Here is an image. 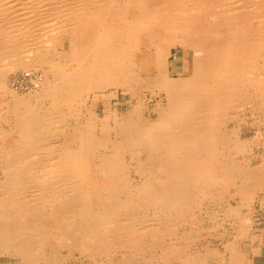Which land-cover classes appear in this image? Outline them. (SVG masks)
<instances>
[{
  "label": "bare ground",
  "instance_id": "1",
  "mask_svg": "<svg viewBox=\"0 0 264 264\" xmlns=\"http://www.w3.org/2000/svg\"><path fill=\"white\" fill-rule=\"evenodd\" d=\"M258 192L264 0H0V254L254 264ZM219 227L221 249L193 250Z\"/></svg>",
  "mask_w": 264,
  "mask_h": 264
},
{
  "label": "rangeland",
  "instance_id": "2",
  "mask_svg": "<svg viewBox=\"0 0 264 264\" xmlns=\"http://www.w3.org/2000/svg\"><path fill=\"white\" fill-rule=\"evenodd\" d=\"M173 53H176L175 49H173ZM171 60H172V57L170 58V61ZM174 65L181 66V67L183 66L182 62H178L176 64L171 63V68ZM33 79H35V78H30L28 76H23V74H21V73H16L14 75V77H11L9 85H10L11 88H17L21 92L22 91L23 92H27L30 88H32V84H33L32 80ZM112 102H115V100L112 99V101H109L108 103L111 104ZM101 105H100V108L104 107L106 104L104 102H101ZM98 108H99V106H98ZM254 135L255 134H240L241 138L251 137V136H254ZM78 155L79 154L76 153V152L72 155V160L74 162L78 159ZM248 157L250 158L251 156H248ZM256 197L257 198H259V197L262 198V197H264V193L263 192H258ZM229 204H231V205L233 204L231 199H230V197L227 198L225 201L219 203L217 206L210 207L208 209V211H196L195 214L198 215V217H199L197 219V221H198L197 222V224H198L197 228L200 229V227L202 225V228H204L205 230L206 229L208 230V227H207L208 225L206 223H209V219L207 218L206 214H213L214 216H216V218H215L216 220H214V221L219 223V224H221V226L224 225L225 218H224L223 214H224V212L226 210V207H228ZM262 214L263 213L259 212L258 215H256L255 217L251 218L252 222H253V226H254V224L256 222L258 223L260 221V219H259L260 217L259 216H261ZM261 217H263V216H261ZM219 221H221V222H219ZM224 234L225 233L223 232L222 228H220V227L219 228H213L211 232H206V233L202 234L203 238L200 237L199 239H197L196 241L193 242V250H199L200 251V250L203 249V246H205L206 244H208L211 247H215V248H220L221 249L223 244H224V241H225V235ZM253 253L255 255V258L259 257V255L261 254L260 248H255ZM0 264H17V262H16V260H14L9 255L0 254ZM67 264H88V263L87 262L80 263L77 259H74V260L71 259L70 262H68ZM206 264H214V262L207 261ZM254 264H264V258H263V260H262V258L261 259L260 258L255 259Z\"/></svg>",
  "mask_w": 264,
  "mask_h": 264
},
{
  "label": "crops",
  "instance_id": "3",
  "mask_svg": "<svg viewBox=\"0 0 264 264\" xmlns=\"http://www.w3.org/2000/svg\"><path fill=\"white\" fill-rule=\"evenodd\" d=\"M260 255H261V254H260ZM260 255H259V256H260ZM261 258H262V259L264 258V254H263L262 256H260V259H261Z\"/></svg>",
  "mask_w": 264,
  "mask_h": 264
}]
</instances>
